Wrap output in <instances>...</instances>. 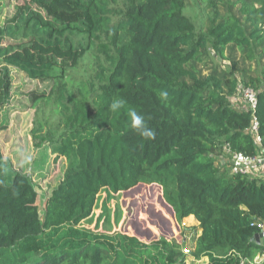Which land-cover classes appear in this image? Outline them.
Returning <instances> with one entry per match:
<instances>
[{
  "label": "trees",
  "instance_id": "16d2710c",
  "mask_svg": "<svg viewBox=\"0 0 264 264\" xmlns=\"http://www.w3.org/2000/svg\"><path fill=\"white\" fill-rule=\"evenodd\" d=\"M5 1L0 130L19 94L15 75L49 83V91L26 97L38 113L51 101L59 120L45 134L37 122L31 133L35 147L48 146L66 167L41 215L34 182L0 149V264H187L182 223L190 216L201 229L195 259L256 264L264 253L254 222L264 225V181L223 171L216 161L222 149L259 153L252 114L230 101L239 62L231 59L229 72L216 65L206 76L198 65L226 59L229 47L245 61L264 60V0H199L209 10L207 30L187 14V0H14L3 17ZM60 55L71 62L59 65ZM261 75H246L245 87L258 94L264 143ZM116 100L125 107L114 112ZM129 109L144 116L154 139L131 128ZM103 191L115 198L114 237L47 249L46 231L91 220Z\"/></svg>",
  "mask_w": 264,
  "mask_h": 264
},
{
  "label": "rangeland",
  "instance_id": "374dc122",
  "mask_svg": "<svg viewBox=\"0 0 264 264\" xmlns=\"http://www.w3.org/2000/svg\"><path fill=\"white\" fill-rule=\"evenodd\" d=\"M14 5V0H6L3 4V17L7 16ZM187 14L197 23L200 28L203 24L205 30L209 27V20L207 15L209 10L206 9V3L199 0H187ZM39 49H33L31 54L38 55ZM52 57V54H47ZM213 56V55H212ZM226 59H220L214 56V59L205 58L204 62L198 65V69L203 76H206L213 69L217 68L216 65L221 67L224 72L231 70V59H237L239 68L235 71L238 81L237 90L235 95L241 87L245 86V76H262L261 72L264 70V60L255 62L245 61L241 58L240 53L233 47H229L226 52ZM58 63H69L70 57L60 55ZM65 60L66 62H62ZM92 63V62H91ZM244 72L246 74H244ZM23 76V75H22ZM22 76H16L14 91H19L13 100L10 124L4 130H0V149L4 154V158L9 160L14 165V168L32 179L38 192V207L41 215H43L46 203L50 197L51 191L56 188L63 178L65 171L66 161L64 159L54 161V156L51 154L48 146L35 147L32 136V129L37 122L44 124L43 134L55 125L59 119L54 116L53 103L50 101L47 104L43 103L39 106L40 112L37 109H31L30 102L27 95L33 91L43 92L49 91L51 85L49 83L30 82ZM24 78V80H23ZM234 95L230 101L234 105ZM231 155L220 150L216 155V161L219 167L224 171L231 168ZM146 187L138 193L137 196L143 194ZM114 196L108 191H103L99 197L98 204L94 211V216L91 220L76 228L65 226L59 232L55 230L46 231L43 236V244L48 249L57 246H70L78 241L91 240L95 236L103 235L114 237L116 233V212L114 211ZM143 202L144 200L140 197ZM125 215L129 216L128 207L125 209ZM107 226H112L114 231H107ZM64 229V230H63ZM188 233L182 234V238H186ZM187 241L193 242L195 240L194 231L191 233ZM188 243V242H187ZM186 248H189L188 246ZM183 249V248H182Z\"/></svg>",
  "mask_w": 264,
  "mask_h": 264
},
{
  "label": "built area",
  "instance_id": "2783aa9c",
  "mask_svg": "<svg viewBox=\"0 0 264 264\" xmlns=\"http://www.w3.org/2000/svg\"><path fill=\"white\" fill-rule=\"evenodd\" d=\"M234 103L243 105V109L249 111L252 114V125L250 128V134L253 136L258 148L259 153L256 156H247L242 152L231 153V171L233 174H242L250 177H256L260 172L264 170V143L260 135V123L256 115L258 107V94L255 90L248 87H241L234 97ZM262 229V235L264 239V225H259ZM183 254L188 257L192 256V250L190 248H183ZM197 260V259H196ZM256 264H264V253L258 256L255 260ZM241 264H247L246 261H242Z\"/></svg>",
  "mask_w": 264,
  "mask_h": 264
},
{
  "label": "clouds",
  "instance_id": "9594fccd",
  "mask_svg": "<svg viewBox=\"0 0 264 264\" xmlns=\"http://www.w3.org/2000/svg\"><path fill=\"white\" fill-rule=\"evenodd\" d=\"M158 95L161 100H167L169 93L166 90H161L158 92ZM124 107L125 102L123 100H116L110 105V110L115 112ZM128 116L131 120V128L135 130L141 137L149 140L155 138V131L148 127L144 116L131 109L128 110Z\"/></svg>",
  "mask_w": 264,
  "mask_h": 264
},
{
  "label": "crops",
  "instance_id": "0c3cea01",
  "mask_svg": "<svg viewBox=\"0 0 264 264\" xmlns=\"http://www.w3.org/2000/svg\"><path fill=\"white\" fill-rule=\"evenodd\" d=\"M254 178L264 181V170L262 172H260ZM254 222L258 225H263V223L260 220H254ZM182 226L184 227L185 234L188 233L191 236L192 235L191 233H193L194 231L196 232L195 240H193V242L187 241L186 238H189L188 234H187V237L183 240L184 243L181 246V249L186 248L188 246L193 251L195 248L196 240L201 235V229L199 227V223L195 219L194 216H190V217L184 219ZM186 263L187 264H209V258H202V259L196 260L194 257L190 256L186 260Z\"/></svg>",
  "mask_w": 264,
  "mask_h": 264
},
{
  "label": "water",
  "instance_id": "95a60500",
  "mask_svg": "<svg viewBox=\"0 0 264 264\" xmlns=\"http://www.w3.org/2000/svg\"><path fill=\"white\" fill-rule=\"evenodd\" d=\"M255 240L259 244H264V239L262 233H259L255 236Z\"/></svg>",
  "mask_w": 264,
  "mask_h": 264
}]
</instances>
